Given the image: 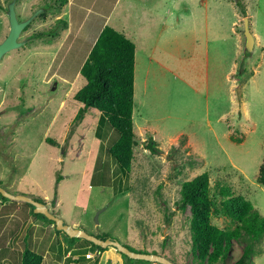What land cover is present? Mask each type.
Returning <instances> with one entry per match:
<instances>
[{
	"label": "rangeland",
	"instance_id": "rangeland-1",
	"mask_svg": "<svg viewBox=\"0 0 264 264\" xmlns=\"http://www.w3.org/2000/svg\"><path fill=\"white\" fill-rule=\"evenodd\" d=\"M11 2L19 22L40 13L20 34L21 47L0 61L1 188L43 200L70 228L79 224L89 235L115 238L172 264H198L189 207H177L184 182L207 173L212 191L220 183L264 217V188L256 182L264 155V0H121L116 6L105 25L136 47V143L128 176L105 153L108 140L117 136L99 123L97 112L89 110L74 123L79 71L98 24L90 34L85 28L91 24L77 13L68 39L67 25L57 20L69 18L57 0H0V43L9 32ZM245 17L256 33L251 53L245 50ZM42 32L53 34L33 38ZM149 137L157 143L156 154L146 149ZM33 217L40 229L32 232L40 237L49 223ZM211 222L220 229L234 227L224 218ZM30 235L29 249L61 258L56 243L65 240L62 234L49 229L45 245L52 242L50 250L35 249ZM245 240L243 234L234 241L218 264H232ZM80 244L65 246L71 256L87 254L88 245ZM254 250L252 264H264V234Z\"/></svg>",
	"mask_w": 264,
	"mask_h": 264
},
{
	"label": "trees",
	"instance_id": "trees-1",
	"mask_svg": "<svg viewBox=\"0 0 264 264\" xmlns=\"http://www.w3.org/2000/svg\"><path fill=\"white\" fill-rule=\"evenodd\" d=\"M240 1L242 3V0H236L238 4ZM57 2L62 6L66 0H57ZM242 10L243 16H246L244 6ZM57 24L62 27L66 26V22L60 19L57 20ZM51 34L53 33L42 32L35 34L33 38L38 39ZM135 66L136 47L134 43L124 34L105 25L80 68L79 77L82 80V86L73 97L74 101L79 104L74 123H80L89 110H94L99 114V123H106L113 136H117L116 139L108 140L105 153L112 158L122 175L127 176L131 171V164L134 159L133 148L136 143L132 120ZM146 149L152 154L158 153L157 143L152 137L147 139ZM256 182L264 188V155L262 164L258 168ZM0 198L7 200L1 194ZM38 202L45 206L43 200ZM24 204L31 207L34 216L42 217L49 225H52L58 234H62L69 246L74 245L78 240H82L88 245L86 252L99 255L107 249L93 245L83 239L68 237L64 232L56 229L52 220L41 214H36L33 211V206ZM177 207L181 211H185L189 207L192 253L198 264H218L226 259L232 250L233 242L239 240L243 234L247 238L243 252L234 259L232 264H252L251 256L255 253L254 245L264 234V217L243 196L222 187L220 183H216L212 191L209 175L202 173L181 185ZM50 214L54 216L52 213ZM212 218L227 219L234 227L220 229L212 224ZM107 238L117 240L107 236L100 239ZM124 246L133 252L147 253ZM120 255L124 264H153L148 261L133 260L123 254ZM42 262V254L32 251L27 246L24 248L21 264H42Z\"/></svg>",
	"mask_w": 264,
	"mask_h": 264
},
{
	"label": "crops",
	"instance_id": "crops-1",
	"mask_svg": "<svg viewBox=\"0 0 264 264\" xmlns=\"http://www.w3.org/2000/svg\"><path fill=\"white\" fill-rule=\"evenodd\" d=\"M81 1H83V3H81ZM120 3L121 0H66V2L62 6L63 9L61 8L63 10L61 12H63L64 15L67 14V17L69 18V22L67 20L65 21L67 27H65L64 29H66V31L68 32L65 33V37L68 39L71 38L70 33L72 31V24H74L76 21L75 16L77 13L84 14L81 19L82 22L89 21V23L91 24L89 27L86 26L85 28V31H89L90 34L92 31V27L98 24V30L96 31V35H94L96 37L97 35H99L98 33L103 29L102 27L106 23H109L111 21L114 13L116 12V6ZM127 4L131 3L128 2ZM253 36L255 40L256 33H253ZM1 184L2 182L0 181V185ZM15 201L13 199L2 200L0 198V264H21V256L24 248L27 246L26 239L29 236V232H31L30 238L36 240L31 241L38 244L37 246H35V249H40V246H42L43 249L45 247L47 248V250L51 249L52 242H49L48 244L46 242L45 245V241L49 229L53 228L52 225H48V227L41 229L43 232L42 236L39 237L38 235L34 234V232H32V228L35 227L38 231L40 228L38 229L39 224H34L32 220L34 219V217L31 207L25 208L23 206L24 202L18 201L22 203L20 204ZM72 226L77 228L81 225L74 224ZM15 229L18 230V233L17 230L15 231ZM22 237H24L23 240ZM80 242L81 240L76 241L75 244L72 245V247L74 246V248L76 247V249L79 248V246L81 245ZM56 244L59 246L56 251L58 252L62 250L61 258H56L54 255L52 256L51 254L53 253V251L49 254L46 251V256H43L42 264H48L50 262L48 258L51 259V261L56 262L57 264L60 261V264H90V261H94V264H106L108 261L110 262V264H122L121 255L112 247H109L99 255L93 253L92 259H85L84 257V260H82V257L84 255L71 256V249H67L68 246L65 245L68 244L65 242V240L63 241L61 239Z\"/></svg>",
	"mask_w": 264,
	"mask_h": 264
},
{
	"label": "water",
	"instance_id": "water-1",
	"mask_svg": "<svg viewBox=\"0 0 264 264\" xmlns=\"http://www.w3.org/2000/svg\"><path fill=\"white\" fill-rule=\"evenodd\" d=\"M39 13L34 14L33 16L29 17L25 21L19 22L15 14L14 2H11L8 5L7 17H8L9 32L7 36L4 38V40L0 43V61L3 58V56L7 54L8 52L21 47L22 44L21 42L18 41L20 34ZM243 21H244L243 26H244V37H245V50L247 53H251L254 47L255 40H254L253 34L250 32V29H249L248 18L245 17ZM0 194L6 199H13L16 201H21V202H24V203H27L33 206L34 212L36 214H41L44 217L48 218L49 220H52L56 225V229L58 231L64 232L70 238L83 239L103 249L112 247L119 254H123L133 260H143V261H148V262H156L160 264H172L171 262L167 261L165 258L161 256H157V255L149 254V253L145 254V253H137V252L130 251L128 248H126L124 245H122L120 242L116 240H111L108 238L99 239V238H96L95 236L87 234L84 230L80 228H70L64 225L63 221L60 220L59 218L52 216L49 213L46 206H44L42 203L35 201L31 198H28L22 195H18V196L11 195L1 187H0Z\"/></svg>",
	"mask_w": 264,
	"mask_h": 264
},
{
	"label": "built area",
	"instance_id": "built-area-1",
	"mask_svg": "<svg viewBox=\"0 0 264 264\" xmlns=\"http://www.w3.org/2000/svg\"><path fill=\"white\" fill-rule=\"evenodd\" d=\"M85 258L86 259H92L93 255L91 253H87V254H85Z\"/></svg>",
	"mask_w": 264,
	"mask_h": 264
},
{
	"label": "clouds",
	"instance_id": "clouds-1",
	"mask_svg": "<svg viewBox=\"0 0 264 264\" xmlns=\"http://www.w3.org/2000/svg\"><path fill=\"white\" fill-rule=\"evenodd\" d=\"M92 255H93V253H92ZM85 256V255H84ZM86 259V258H85Z\"/></svg>",
	"mask_w": 264,
	"mask_h": 264
}]
</instances>
